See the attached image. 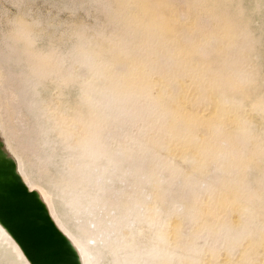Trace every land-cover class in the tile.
Masks as SVG:
<instances>
[{"label": "rangeland", "instance_id": "rangeland-1", "mask_svg": "<svg viewBox=\"0 0 264 264\" xmlns=\"http://www.w3.org/2000/svg\"><path fill=\"white\" fill-rule=\"evenodd\" d=\"M0 149L88 264H264V0H0Z\"/></svg>", "mask_w": 264, "mask_h": 264}, {"label": "water", "instance_id": "water-1", "mask_svg": "<svg viewBox=\"0 0 264 264\" xmlns=\"http://www.w3.org/2000/svg\"><path fill=\"white\" fill-rule=\"evenodd\" d=\"M4 158L8 161H0V226L29 264H79L36 194L26 189L13 162Z\"/></svg>", "mask_w": 264, "mask_h": 264}, {"label": "bare ground", "instance_id": "bare-ground-1", "mask_svg": "<svg viewBox=\"0 0 264 264\" xmlns=\"http://www.w3.org/2000/svg\"><path fill=\"white\" fill-rule=\"evenodd\" d=\"M36 194L37 198L39 199V201L42 203L43 207L45 208L48 216H49V207L48 204L45 202L43 196L39 193V192H33ZM0 228L2 229V227L0 226ZM65 237V239L70 243V245L72 246L73 250L75 251L79 264H88V259L87 256L82 252V250L79 248L78 245H76L68 236L63 235Z\"/></svg>", "mask_w": 264, "mask_h": 264}]
</instances>
